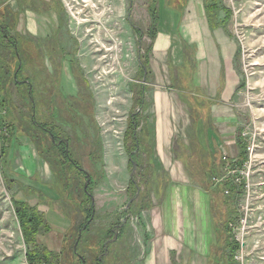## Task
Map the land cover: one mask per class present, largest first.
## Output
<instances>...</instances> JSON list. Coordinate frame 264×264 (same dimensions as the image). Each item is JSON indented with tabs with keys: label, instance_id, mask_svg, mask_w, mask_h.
I'll return each mask as SVG.
<instances>
[{
	"label": "rangeland",
	"instance_id": "obj_1",
	"mask_svg": "<svg viewBox=\"0 0 264 264\" xmlns=\"http://www.w3.org/2000/svg\"><path fill=\"white\" fill-rule=\"evenodd\" d=\"M150 2L65 0L67 37L62 45L65 46V52L74 57L66 55V63L60 73V65L52 67L46 59V69H43V63L46 57L54 63L62 59L63 55L54 56L48 48L32 50V58L37 63L33 71L37 81L33 84L36 123L58 127L60 138L65 143L69 141L66 152H69L70 160L88 178L81 176L75 168L69 170L62 167L64 159L60 153L47 151L50 148L49 140L40 139L37 143L18 137L15 126L8 124V111L0 110V264H28V249L15 213L14 203L18 199L32 206L39 201L49 202L45 205L49 209L45 219L50 225L60 223L61 220L63 222L61 216L64 215L53 209L52 204L58 211L65 213L72 223L69 230L70 251L79 225L84 220L79 210L81 198L77 192L88 184H91L95 214L89 231L82 235L76 253L85 259L86 264H95L98 255L100 259L104 258L102 264H112L111 256L107 253L111 255L112 250L119 247L125 251L121 261L126 264L127 251L138 248L137 242L142 230L140 222L132 217L136 210L132 204L131 193L134 190L131 182L135 180L142 190L141 194L146 196L148 189L151 191L148 188L151 186L147 187L151 178L142 176L140 169L130 167L125 134L130 117L137 110L134 99L137 91L132 92L133 85L142 83L138 73L140 49L145 55L151 45L148 36L152 24L151 11H148ZM185 3L186 0H178V14ZM218 4V33L230 43L231 67L240 79L233 102L237 118L234 131L237 146L232 147V153L228 156L231 161H240L245 152L247 159L251 157L252 160V165L245 169L249 175V189L237 199L232 191L229 197H224L225 204L232 209V218L228 223L237 229L240 228L238 221L246 213L242 207L248 205V221L244 231L236 229L230 232V236L238 238L240 249L235 252L234 259L231 250L227 249V261L228 264H264V0H218ZM137 30H140L142 36ZM19 45L26 47L27 42L20 40ZM20 55L19 67L24 70L28 59L24 51L20 50ZM72 57L93 93V99L86 98L83 104L87 115L77 110L74 101L79 100V90L70 71ZM185 72V84L192 89L191 66H186ZM48 74L53 76L50 79L52 84L46 78ZM12 88L13 102L20 108V112L14 113V116L20 120L30 119V102L21 105V91L15 86ZM44 96L49 97L48 102ZM22 116L25 118L22 119ZM200 116H209L205 106ZM185 134L189 135L187 130ZM242 134H246V137ZM245 140L252 146L251 153L247 152ZM2 146L8 151L6 157L1 153ZM60 149L62 152V147ZM29 157L44 161L45 172L41 178L23 177L22 162ZM70 160L64 161L70 164ZM154 184L151 183L152 186ZM220 186L217 185L214 191L215 206L218 205V199H222ZM122 222H125L126 227L119 234L118 226ZM110 230L116 232L114 238L109 236ZM116 235L122 241L114 245ZM103 247L107 252H102ZM60 259L58 264H79L78 258H68L67 261L61 255Z\"/></svg>",
	"mask_w": 264,
	"mask_h": 264
},
{
	"label": "crops",
	"instance_id": "obj_2",
	"mask_svg": "<svg viewBox=\"0 0 264 264\" xmlns=\"http://www.w3.org/2000/svg\"><path fill=\"white\" fill-rule=\"evenodd\" d=\"M167 1L157 3V35L149 56L151 76L144 85V105L137 106L133 113H140L136 131L139 146L129 154L128 163L133 159L137 163L134 169L151 178L147 185L151 191L148 189L144 196L139 187L134 196L131 193L136 210L132 217L140 222L142 232L138 248L127 251L126 264H228L226 253L230 248L223 250L219 242L221 211L232 210L222 204L224 185L220 186L222 199L215 206L217 185L208 187L195 181L191 169L205 173L213 159L220 162L237 146L233 102L240 79L231 67L229 41L218 33L219 28L211 30L204 0H186L180 14V8L169 7ZM4 8L16 16L15 34L27 42L26 47L48 48L54 56L63 55L54 63L46 57L43 63L45 66L47 59L52 67L60 65L62 73L66 55L70 54L62 45L67 37L65 0H0V10ZM73 57L70 71L80 97L82 87L72 72V64L78 67ZM186 66H191L192 89L185 84ZM203 106L209 113L207 118L200 116ZM44 165L37 157L26 158L21 168L23 177L41 178ZM16 202L36 208L44 217L49 210L45 207L49 202L39 201L34 206L25 200ZM52 208L64 214L60 215L63 222L50 225L45 219L51 231L40 234L37 244L59 255L72 223L53 204ZM124 223L118 233L124 232ZM121 241L116 235L113 242L116 245ZM107 255L112 264L124 263L121 258L125 251L119 247Z\"/></svg>",
	"mask_w": 264,
	"mask_h": 264
},
{
	"label": "trees",
	"instance_id": "obj_3",
	"mask_svg": "<svg viewBox=\"0 0 264 264\" xmlns=\"http://www.w3.org/2000/svg\"><path fill=\"white\" fill-rule=\"evenodd\" d=\"M205 2V9L207 12L209 24L211 27V30H216L219 28V23L217 22L218 19V11H220L218 0H204ZM157 3L158 0H151L148 11H151L150 18L152 20V24L148 31L149 39L151 40V45L147 48L145 55L142 54V48L140 49V68H139V75H140V81L142 82L140 85H133V91H137V96H135V104L138 107H143L144 105V95L146 92V89L144 88V85L148 82L151 72L149 69V56L152 50V43L154 42L156 35H157V25H158V15H157ZM169 7L171 8H179L178 7V0H168L167 1ZM16 16L10 12L8 8H4L2 11L0 10V110L5 109L7 110L8 114V124H12L15 128L16 133H18V137H26L31 142L36 141L39 143L40 139H44L47 141L49 140V149L47 151L49 152H59L60 156H62V159L64 160H70L69 152H66V149H68L67 143H65L64 140H62L60 132L57 126H48V125H40L39 123H36V113H35V100L33 98V91H34V85L37 81L33 77L34 70H36V62L32 58L33 51L31 48L28 47H21L19 45L20 39L15 34V26H16ZM138 34H141L140 30L136 31ZM20 50L25 52V55L28 59L26 63V67L24 70H22L21 67H19V59L21 58ZM72 72L78 82V85L82 87V93L80 94L79 100H74L76 102L77 110L82 115H87L88 112L86 111L85 107L83 106L85 99H93L92 93L90 92L88 82L85 81L84 76L81 74L79 68L72 64ZM43 69H46L45 66ZM22 70V71H21ZM28 70V71H26ZM21 74V79L19 78ZM48 76V77H47ZM46 78L48 79V82L51 83L50 79H53V76L51 74H48ZM33 77V78H32ZM46 80L42 81V84H44ZM145 80V81H144ZM29 82V83H28ZM48 84V83H47ZM49 84V85H50ZM12 86L16 87L18 90L21 91L22 94H20V101L21 105H27L28 101L30 102L29 105V112H31V118L30 119H23L25 118L22 116L21 118L23 120L17 119L14 116V113L20 112V108L18 105H16L13 102V95H12ZM139 88V89H138ZM137 89V90H136ZM47 97V98H46ZM46 98V102L49 101L48 96H44ZM52 100V97L50 98ZM194 102H197L196 100L192 99ZM198 103V102H197ZM93 105L95 106V102H93ZM199 105V104H198ZM196 106V105H195ZM45 115V114H44ZM139 115L140 113H137L135 115H132L130 117L129 127L125 134V144L128 149L129 154H133V152L136 151L137 147L139 146V137L136 133L137 128L139 126ZM26 123V124H25ZM12 127V128H13ZM132 143V144H131ZM132 146H131V145ZM39 145V144H38ZM47 146V145H44ZM62 147L63 151H59ZM240 147H242L240 145ZM41 148V147H40ZM58 148V149H57ZM43 149V148H41ZM244 149V147H243ZM61 150V149H60ZM54 151V152H53ZM1 153L4 154L6 157L8 151L5 148V146H2ZM64 160H62V167H66L69 170L76 169L81 176H84L86 178L87 174L82 171V169L74 162V165L72 161L70 160L67 164ZM64 161V162H63ZM247 161V157L245 152L242 154L241 160L237 161L235 165L243 166L244 163ZM134 165L137 166V163L133 159H131L130 167L135 168ZM221 166H223L222 159L220 162L218 160H212L209 164V168L206 170L205 173H201L199 171H194L191 169V173L193 174V179L195 181L208 186H216L212 179L214 177L220 176V169ZM193 170V171H192ZM208 174L207 176L205 174ZM212 178V179H210ZM210 180V181H209ZM223 185V184H222ZM221 185V186H222ZM139 187L136 184V181L133 180L131 182V188L134 190V194H136L137 190H139ZM228 188L230 191H232L233 195L237 199L240 194L243 192L241 187H234L230 186V183L227 182L224 184V188ZM223 188V190H224ZM77 190V189H75ZM81 198L80 204H79V210L84 218L83 222L80 223L78 228V234L76 237V240L73 244L72 249L68 250V244L70 242V235L69 232L65 237L63 249L61 252V255H63L64 260H67L68 258H79L82 257L78 253L79 244L81 242V238L83 233H87L90 229L91 222L93 221V217L95 214V206L93 201V196L91 194V184L87 185V189L84 187L81 189V191L77 192ZM223 200L222 204L225 206V196L224 191L222 193ZM15 206V213L17 216V219L19 221L20 230L25 242V245L27 246V252H26V260L28 264H58V261L61 260V255H55L53 253L48 252L45 249H42L37 244V237L40 234H47L51 231L50 225L45 220L44 215H42L36 208L30 207L27 204L24 203H14ZM222 215H221V227L222 230L219 233V242L223 248H230L231 253L234 255L235 252L240 249V244L237 242L232 236H230L231 229L229 227V220H231V210L222 209ZM122 223L119 225L121 226ZM118 226V227H119ZM109 236L111 238H114V235L116 234L115 231L110 230ZM121 234V233H119ZM118 239H120V236H117ZM79 239V243L77 247L75 248L76 242ZM107 250L103 247V253ZM100 255L96 256V262L95 264H102L103 259L99 258ZM109 257V256H108ZM83 258V257H82ZM84 259V258H83ZM68 261V260H67ZM84 261V260H83ZM79 264H82V260H79Z\"/></svg>",
	"mask_w": 264,
	"mask_h": 264
},
{
	"label": "built area",
	"instance_id": "obj_4",
	"mask_svg": "<svg viewBox=\"0 0 264 264\" xmlns=\"http://www.w3.org/2000/svg\"><path fill=\"white\" fill-rule=\"evenodd\" d=\"M242 136L245 138L246 134H242ZM246 141V140H245ZM247 142V141H246ZM247 152L251 153L252 152V146L250 142H247ZM250 157V156H249ZM237 161H231L227 155L222 157V163L223 166L220 169V176L214 177L212 179L213 183L215 185H222L223 183H230V186L234 187H241L243 193L246 192V189H249V175L246 172L245 169L250 167L252 165V160L251 157L250 159L248 158L247 161L244 163V165L238 166L235 165ZM230 179L229 181L224 182L225 180ZM224 196L229 197L231 195V191L228 188H224ZM242 211H245L246 213L240 220L238 221V226L240 227L237 229L236 227L233 226V224H229V227L232 230L242 232L245 229L246 223L248 221V205L242 207ZM234 239L239 242L238 238Z\"/></svg>",
	"mask_w": 264,
	"mask_h": 264
},
{
	"label": "flooded vegetation",
	"instance_id": "obj_5",
	"mask_svg": "<svg viewBox=\"0 0 264 264\" xmlns=\"http://www.w3.org/2000/svg\"><path fill=\"white\" fill-rule=\"evenodd\" d=\"M107 248V247H106ZM107 250V249H106ZM107 252V251H106ZM108 254V253H107ZM105 256V255H104ZM79 260H82V264H86V261H85V259H83L82 257H80L79 256V258H78ZM84 260V261H83Z\"/></svg>",
	"mask_w": 264,
	"mask_h": 264
},
{
	"label": "water",
	"instance_id": "obj_6",
	"mask_svg": "<svg viewBox=\"0 0 264 264\" xmlns=\"http://www.w3.org/2000/svg\"><path fill=\"white\" fill-rule=\"evenodd\" d=\"M85 189H87V186H85ZM78 243H79V239L76 242L75 248L77 247ZM105 248H106V245H105Z\"/></svg>",
	"mask_w": 264,
	"mask_h": 264
},
{
	"label": "bare ground",
	"instance_id": "obj_7",
	"mask_svg": "<svg viewBox=\"0 0 264 264\" xmlns=\"http://www.w3.org/2000/svg\"><path fill=\"white\" fill-rule=\"evenodd\" d=\"M99 11V10H98ZM102 11V10H101ZM100 14V13H99ZM102 15V14H101ZM115 26V25H114Z\"/></svg>",
	"mask_w": 264,
	"mask_h": 264
}]
</instances>
